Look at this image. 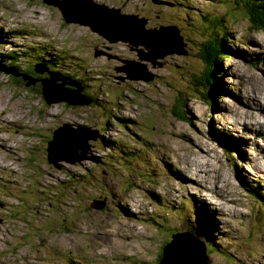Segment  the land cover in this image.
Here are the masks:
<instances>
[{"label": "rangeland", "instance_id": "obj_1", "mask_svg": "<svg viewBox=\"0 0 264 264\" xmlns=\"http://www.w3.org/2000/svg\"><path fill=\"white\" fill-rule=\"evenodd\" d=\"M92 1L108 7L98 10L105 15L103 26L121 25L115 21L119 16L145 19L147 29L178 26L184 47L178 41L174 47L186 54L166 57L162 68L147 62L157 75L151 83L130 80L119 68L149 50L121 41L126 33L113 34L120 41L111 44L85 26L65 23L60 8L44 0H0V57L16 58L22 74L0 71V202L6 204L0 206V264H158L167 250L164 264L168 257L170 264H181L168 246L178 245L180 234L195 232L204 221L207 235L200 230L198 236L213 246L210 263L199 251L191 264H264V208L249 195L251 187L264 189V173L255 168L259 161L264 170V153L246 146L248 155L235 157L234 127L216 116L238 103L236 88L221 92L237 80L233 72H241L239 82L250 81L252 72L264 74V32L250 29L244 16L233 17L243 9L237 0ZM211 32L224 34L232 55L216 61L213 79L206 78L199 56ZM97 48L109 54L95 57ZM41 63L80 75L92 105L45 102L40 82L45 73L31 72L25 76L38 81H22L23 70ZM217 72L227 74L225 90ZM48 97L56 96L48 92ZM180 98L191 122L174 113ZM212 105L220 108L211 113ZM65 123L77 138L81 127L100 133L87 143L81 137L69 163L47 152L54 130ZM218 126L226 130L216 134L220 143L210 136ZM205 139L218 154L211 151L207 158ZM258 146L264 148L261 139ZM70 149L65 143L56 151L63 155ZM197 164L206 178L194 177ZM210 195L220 210L215 203L209 210Z\"/></svg>", "mask_w": 264, "mask_h": 264}, {"label": "water", "instance_id": "obj_2", "mask_svg": "<svg viewBox=\"0 0 264 264\" xmlns=\"http://www.w3.org/2000/svg\"><path fill=\"white\" fill-rule=\"evenodd\" d=\"M82 4H80L79 0H64L63 2L57 0H45L46 3L58 6L63 13V18L68 24H77L85 27H89L93 32L98 33L103 38H105L110 43H115L120 41L116 39L113 34H116L118 31L120 33H126L124 35H120L121 41L128 42L133 46H144L145 49L149 50L148 53L140 52V59L142 61L150 62L155 68L157 65L159 67L163 66V63L160 60L165 59L169 55L173 54H186L183 50H179L174 47L175 41L181 43L184 47L183 40L184 38L180 36V30L176 27H167L162 28L160 30H146L145 25L147 24V20H139L138 17L132 19L131 17H123L119 16V19H115L121 25L116 23L105 24L104 26L101 24V18L105 15L103 12H107L108 7L105 5H98L91 0H82ZM112 8H109L111 10ZM98 10H102L100 12ZM112 14V13H111ZM139 21L142 23L139 25ZM101 52H96L95 56H100ZM0 60V71H4L6 73H12L15 76H19L18 70H13L11 68H5L3 62ZM37 72L43 74L45 69L37 67ZM120 71H124L127 73V76L131 80H141L146 82H151L155 79V75L150 72L146 65L129 61L127 65L120 68ZM46 71V70H45ZM25 77V74H23ZM64 82L62 84H56L59 81V78L53 74H51L49 80H42V95L45 101L51 105L53 103H61L65 102L70 105L79 106V105H90L92 103V99L87 95L83 94L84 86L81 83L73 82L72 80L66 82V78L63 79ZM65 85H69L72 88H66ZM48 92H53L55 94V98L50 100L48 97ZM81 133V136L77 138L75 136V130L72 129L71 125L68 123L60 126L56 131H54V138L49 144V150L56 152L57 148L60 149L62 145L68 143L70 147L74 149L67 150L69 154L74 153L79 146H74L83 138L84 143H87L89 140H96L98 137V132L93 131L88 127H81L78 131ZM65 137L74 138V142L68 141ZM79 145V144H78ZM74 150V152H71ZM66 151V150H65ZM64 151V152H65ZM68 161H74V158H67ZM190 245L193 246L196 250L205 252V248L202 246L198 247V242L196 240H191ZM169 254V252H167ZM178 262L181 264H191V262L185 257H179ZM170 259L166 261V264H170Z\"/></svg>", "mask_w": 264, "mask_h": 264}, {"label": "bare ground", "instance_id": "obj_3", "mask_svg": "<svg viewBox=\"0 0 264 264\" xmlns=\"http://www.w3.org/2000/svg\"><path fill=\"white\" fill-rule=\"evenodd\" d=\"M207 24L209 25V23H207ZM219 24H220V22H219ZM219 24H217V25H219ZM10 59H11V62L17 60L13 56H10ZM44 66L47 68V64L41 63V64L38 65V67H40L42 69L44 68ZM72 68H75V67H72ZM43 73L48 75V78L41 79L40 80L41 84H42V80H49L50 76H51L45 70L43 71ZM217 73H218V75L221 74L219 72H217ZM240 73H236L235 75L231 76L232 78H234V76H236L237 80L235 78H234L235 80L234 79L229 80V86H228V88L226 90H225V87H226V84L228 82L226 80L227 74L225 73L224 75H219L218 76L219 79L223 78V80H224V83L219 86L220 89L225 90L224 92L221 91L222 94H224L226 91L227 92L232 91V88H236L239 91V94H237L239 96V101H238V103H232L231 107H229V109H225L224 111L222 109H220L219 110L220 113L216 114V116H217V118L224 119L225 123H230L234 127L231 130V132L234 134V136L232 134H231V136H232V142H233L234 146H236V148H235V157L238 154H241V156L246 157L248 155V152H249V150L246 149V146H247V148L250 147V146L255 147V148H259L260 151L264 152V148L262 149V148H260V146H258V141L260 139L264 142V115L258 113V111H264V74H261L260 72H252V73L249 74L250 81L246 82V81L243 80V82H244L243 83V82H239L238 81L239 76H241ZM67 74L71 78H80V79L83 80V78L80 75H77L76 72L75 73H67ZM21 75L22 74H20V76ZM55 75L59 78V81L56 84H62L64 81H62L60 75L57 72L55 73ZM24 79H27V80L29 79V80H31L33 82H36L30 76L23 77L22 81H24ZM256 82H257V85H255ZM213 95L215 96V98H219L218 93H217V96L214 93H213ZM242 95H243V97H242ZM211 107H212L211 113H214L217 110V108H220V105H215L214 107L213 106H211ZM126 117L127 116H123V118H126ZM16 118L19 119V116H17ZM219 122H220V120H219ZM219 125H220V123H219ZM219 132L223 133V132H226V130H225L224 127L223 128H219V126H218L212 131V135L210 133L211 138L213 140H215L217 143H219V141H218V139L216 137V133H219ZM240 132H245V133L241 134ZM205 142H206V144H204V145H206V148H204V149L206 151L207 158L210 156V152L211 151H213L215 154H218L216 149H214V148L211 149L210 148V145L212 146V144H211L209 139H205ZM207 144H209V146H207ZM204 145H202V146H204ZM3 148L6 149L5 147H3ZM196 150H198V149H196ZM65 152H69V151L66 150ZM71 152H74V150H72ZM77 152H78V149H77ZM48 156H51L54 159H58L55 155H53L50 152H48ZM191 156L195 157V155H192V154H191ZM195 161H196V159H195ZM196 163H197V161H196ZM197 166H200V165L197 164L194 167V168H196V173H195L194 177L199 178L201 176L203 178H206L205 175H200V171L201 170L198 169ZM206 167H207V165H206ZM255 168H256L258 174L264 173V170H262V167H261L259 161L256 164ZM245 172L246 171L242 170V174L241 175L243 176V178H245L246 182H249L250 178H249V176L247 174H245ZM225 184H227V183L224 180L223 181V185H225ZM183 188L186 189L185 186H181V189H183ZM250 189L252 190V189H256V188H250ZM251 190L249 191V195H250V198H251V201H252L254 199V194H253V192ZM194 197H196V196H193V198ZM208 198L210 199L209 202H210V205H211L209 210L213 211L214 210L213 208L215 207V206H213V204L214 203L217 204V203L215 201H213V200L211 201V199L214 198L213 196L210 195V197H208ZM194 199L197 200L196 198H194ZM258 203H259L260 206L264 207V201H263L262 197L258 198ZM215 208L217 210H220V206L218 204H217V207H215ZM212 221L214 222L213 219H212ZM207 225H209V224H207ZM216 225L218 226V223ZM218 227H216L217 230H219ZM208 232L212 233V230L208 229ZM219 232H220V230H219ZM189 234H193V233H189ZM211 247H213V246L211 245L210 249H211ZM167 255H169V254H167V252H166L164 254V257H166ZM171 257H175V256L173 255ZM158 264H164V259L160 260L158 262Z\"/></svg>", "mask_w": 264, "mask_h": 264}, {"label": "trees", "instance_id": "obj_4", "mask_svg": "<svg viewBox=\"0 0 264 264\" xmlns=\"http://www.w3.org/2000/svg\"><path fill=\"white\" fill-rule=\"evenodd\" d=\"M242 3L243 9L238 10V14L233 16L235 19H238L237 15L246 17L250 23V29H254L258 32H264V0H237ZM216 27V26H213ZM212 40L204 48L201 49V54L199 55L203 63L205 64V76L206 78L213 79V71L216 64V61L221 62L222 57L217 60V57L221 54H228V48L226 47V40L221 39L222 36L218 37L217 33L211 32ZM215 33V34H214ZM12 63H16L12 61ZM42 85V84H41ZM26 86V85H25ZM35 86V85H34ZM29 87V86H26ZM33 87V86H32ZM202 98L205 100L208 98V95L202 94ZM180 111H183V102L182 99H178L176 106L174 108V113L179 116ZM254 194V199L258 203V198L262 197L264 201V196L259 193L257 189L251 190ZM198 235V232H193ZM208 243V247L210 248Z\"/></svg>", "mask_w": 264, "mask_h": 264}, {"label": "clouds", "instance_id": "obj_5", "mask_svg": "<svg viewBox=\"0 0 264 264\" xmlns=\"http://www.w3.org/2000/svg\"><path fill=\"white\" fill-rule=\"evenodd\" d=\"M168 247H169V246H168ZM168 249L173 250L172 247H169ZM167 251H168V250H167ZM167 251H166V252H167ZM173 251H174V250H173ZM183 253H184V254H187L188 252H184V251H183V252H179V253H177L176 255H177V256H180V257H184ZM191 259H192V258L190 257V260H191Z\"/></svg>", "mask_w": 264, "mask_h": 264}, {"label": "flooded vegetation", "instance_id": "obj_6", "mask_svg": "<svg viewBox=\"0 0 264 264\" xmlns=\"http://www.w3.org/2000/svg\"><path fill=\"white\" fill-rule=\"evenodd\" d=\"M109 57H112L111 55H109ZM46 78H48V75H46L45 76V78H43V79H46ZM35 81H37L36 79H35Z\"/></svg>", "mask_w": 264, "mask_h": 264}]
</instances>
